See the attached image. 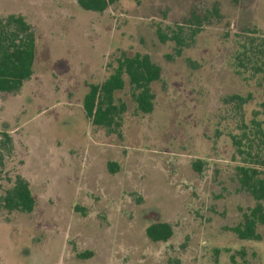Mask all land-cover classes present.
I'll use <instances>...</instances> for the list:
<instances>
[{"label": "rangeland", "instance_id": "1", "mask_svg": "<svg viewBox=\"0 0 264 264\" xmlns=\"http://www.w3.org/2000/svg\"><path fill=\"white\" fill-rule=\"evenodd\" d=\"M190 11L209 23L192 39L195 27L183 25V47L162 40ZM11 14L31 25L36 56L21 89L0 93L10 137L0 134V196L20 176L35 207L0 206V264H264V225L261 241L228 229L254 205L239 189L230 136L264 90L234 73L232 56L245 28L264 38V0H117L102 13L76 0H0V18ZM135 54L161 69L151 112L137 111L125 78L118 133L94 127L82 111L88 85ZM233 94L251 96L241 112L223 102ZM154 223L171 226L166 243L146 237Z\"/></svg>", "mask_w": 264, "mask_h": 264}, {"label": "trees", "instance_id": "2", "mask_svg": "<svg viewBox=\"0 0 264 264\" xmlns=\"http://www.w3.org/2000/svg\"><path fill=\"white\" fill-rule=\"evenodd\" d=\"M117 0H76L78 7L84 11L102 13ZM216 5V4H215ZM210 12L218 15L217 6ZM209 16L190 11L187 18L180 22L178 31L170 36L160 33L162 40L174 41L177 47L184 46L182 26L191 25V39L205 24ZM36 56V38L31 25L21 15H7L0 18V93H16L33 75ZM234 73L244 81L258 77L260 85L264 84V38L256 30L245 28L236 37L235 52L232 56ZM161 77V69L154 64L148 55L135 54L132 57L121 56L116 61L112 73L99 84L88 85V91L82 101V111L94 127L118 133L121 126L125 104L115 99V93L124 89L125 78L132 91L136 109L142 114H148L153 106V94L150 85ZM246 97L233 94L223 100L225 104L233 105L241 112L242 107L250 101ZM260 117V118H259ZM239 133L231 135V145L240 164L235 167V176L239 189L248 193L253 201V207L241 214V220L235 226L228 228L239 241H261L257 232L264 225V90L260 110L254 111L249 122L239 121ZM4 140L10 142L7 133L1 132ZM4 143V141H3ZM3 156L0 155V168ZM200 172L201 162H195ZM109 171L114 173L113 164ZM0 206L7 212L31 213L35 207V199L28 182L16 176L10 188L0 196ZM173 230L167 223H154L145 229V235L153 243H166ZM244 255L241 250L238 252ZM232 259V258H231Z\"/></svg>", "mask_w": 264, "mask_h": 264}]
</instances>
